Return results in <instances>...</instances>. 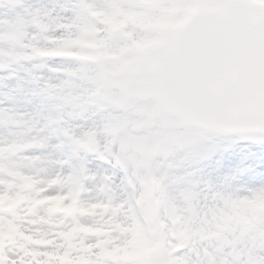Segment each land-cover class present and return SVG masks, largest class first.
<instances>
[{"label": "rangeland", "instance_id": "obj_1", "mask_svg": "<svg viewBox=\"0 0 264 264\" xmlns=\"http://www.w3.org/2000/svg\"><path fill=\"white\" fill-rule=\"evenodd\" d=\"M44 1L13 0L9 3L0 0V39H3L0 41V51L4 52V54L0 53V68L8 67L6 76L3 77L0 74V92H6V85L20 81L21 77L31 83L30 71L33 70V64L30 53L33 50L31 49L33 43L44 45V36L60 35L61 24L69 22L71 16H74V22L78 20V25L82 20L77 14V5L75 11L71 8L72 10L65 14L56 11L55 7L52 8V3ZM90 2L94 5L93 8L88 7L89 13L96 22H98L97 18L102 17L95 18V11H99L98 15H102L101 9L108 10L105 15L113 13L114 8L118 6L124 11L142 9L137 0H87V3ZM167 2L174 4L184 2V4L174 14L167 7L162 10V5L166 3L160 2L150 6L146 18L139 13L138 16L133 13L127 15L124 30L117 38L113 37L114 39L106 47L107 51L110 48L111 52H115L118 58L113 66H106L109 80L106 86L101 84V89L104 90L103 99L110 98L109 102L112 106V109L108 110L107 103H104L103 112L107 118L111 119L115 127L117 126L118 131L122 132L124 129L125 133L128 128L130 130V147H134L137 151L134 154V163L142 157L143 164L139 163L142 170L150 165L159 177L164 176L170 184L171 177L174 175L173 168L164 165L165 168L162 170V162L156 158L164 157L165 152L170 151L169 146L178 139L173 129H178L184 123L179 117H174L170 112L165 111L155 98H126L121 84L126 78L137 73L136 60L131 57H136L138 54L141 58L146 50L158 41L170 39L176 35V18L181 15L185 5L195 3L204 7L215 3V0H169ZM79 11L83 13L81 6H78ZM123 17L125 16L122 15ZM143 23L147 28L142 29L146 31L142 30L139 33V27ZM17 26H20V29L13 38H18L19 49L15 51H18L16 56L22 55L23 58L11 56L10 53L14 49L12 43L15 41L8 43L6 40L10 30ZM82 36L88 37L86 34ZM143 39L146 40L144 44L142 43L143 46L140 45L142 48L138 49V44ZM28 43L30 44L27 45ZM11 60L14 62L12 63ZM75 71H78L80 78H76V75L73 78L64 77V75L58 77L66 91L52 96L48 105L45 101H40V96L31 95L29 87L18 92L15 99L10 102L12 106L9 109L5 110L4 105H0V185L3 186L0 193L15 196L21 181L12 179L10 173L20 175L31 185V188L25 192L27 195L25 203L20 205L21 210L34 209L33 223L27 229L30 230L27 247L37 251L44 247L55 253L53 256L36 255L33 260L44 261L45 264H169L164 252H153L138 234V228L136 230L130 212L132 189L120 173H118L119 177L113 181L106 176L112 168L105 170L103 165H100L89 172L91 164L85 161L83 174L86 176V182L82 186L80 197L75 199L72 191L79 185L76 184L74 176L62 174L61 165L49 156V153L53 152L50 147L51 134H54L57 129V127L55 130L53 128L55 125L53 118L54 114L59 113V107L64 106V110L68 111L67 120L70 119L72 122H79L80 118L85 117V115L78 116L80 111H89V107L85 106L88 88V79L85 76L87 75L80 70ZM42 77L44 86H50L55 81V77L47 72L42 73ZM0 100H7V98L0 96ZM67 120H64L63 124ZM156 125L158 128L154 130L153 126ZM143 126L142 131L147 130V132L138 136L137 131ZM104 127V120L100 118L99 113L96 118H92L91 126L86 132L95 133L93 135L95 138L93 142H95L97 135L109 137ZM85 133L84 137L87 136ZM126 139L128 143V138ZM76 141L77 139L72 141L73 147ZM19 144L20 149H18ZM157 144L161 147L157 151H151L158 147ZM106 155H108L107 149H102L103 160H107ZM171 155H173L172 152ZM55 158L64 159L58 152L55 153ZM64 168H67L66 163ZM53 176L58 177L55 182L52 181ZM148 179L142 182V188L147 191L143 192L141 198L145 212L149 214L151 220L155 221V227L161 238H164L161 231L169 229L174 234L176 242L190 246L191 257L188 255L185 264H240L241 257L245 255L240 245L244 243L249 233L255 232L257 236H264V230L257 231L258 227L264 224V189L251 190L248 194L220 193L218 194L220 202L207 205H202L198 201L194 202L186 196L187 200L184 201L188 207L183 208V197L173 192L174 196H172L165 192L164 186L162 187L159 181L152 183ZM57 184L67 189L63 195L56 197L48 205L37 201V189L40 191L45 187L52 189ZM258 201L263 204L257 205ZM60 202L62 204L59 206ZM57 207L58 213L63 214L65 219L68 216L77 218L79 223L82 219L86 222V226L80 224V231L85 236L81 243L76 242L75 237L68 241L49 240L50 232L47 231L44 223ZM72 207L73 209L69 212ZM165 210H168L169 216L174 219L171 225L161 222ZM116 211L121 214L119 220L113 217ZM101 214L113 232L110 230L108 233L103 229L95 231V226L99 222L95 221L94 216L101 217ZM119 226L129 231L128 239L119 234L117 229ZM229 246H231L230 251L227 250ZM101 251L105 254L101 258L106 261H99Z\"/></svg>", "mask_w": 264, "mask_h": 264}, {"label": "snow or ice", "instance_id": "obj_2", "mask_svg": "<svg viewBox=\"0 0 264 264\" xmlns=\"http://www.w3.org/2000/svg\"><path fill=\"white\" fill-rule=\"evenodd\" d=\"M204 7L151 61L161 91L215 116L211 127L186 124L173 129L178 137L169 146L173 155L156 158L173 168L176 195L207 205L220 202V193L264 189V0H215ZM28 83L21 77L6 85L0 96L7 100H0V105L9 109ZM90 126V118L83 117L79 122L69 119L55 130L49 156L61 165L62 174L78 177L82 160L91 164L89 172L100 165L112 168L110 161L102 159V149L81 148L79 158L71 156L72 141ZM57 152L63 160L55 158ZM57 179L53 176L52 181ZM65 191L59 184L37 189L36 199L48 205ZM80 224L86 226L83 219ZM259 230H264V224ZM240 247L245 253L240 264H264V236L250 232ZM36 255L55 253L14 245L0 251V264H45L33 260Z\"/></svg>", "mask_w": 264, "mask_h": 264}, {"label": "water", "instance_id": "obj_3", "mask_svg": "<svg viewBox=\"0 0 264 264\" xmlns=\"http://www.w3.org/2000/svg\"><path fill=\"white\" fill-rule=\"evenodd\" d=\"M157 83H159V82H157Z\"/></svg>", "mask_w": 264, "mask_h": 264}]
</instances>
